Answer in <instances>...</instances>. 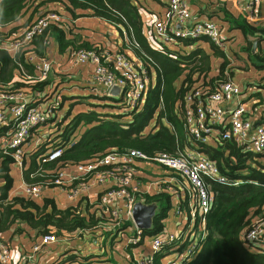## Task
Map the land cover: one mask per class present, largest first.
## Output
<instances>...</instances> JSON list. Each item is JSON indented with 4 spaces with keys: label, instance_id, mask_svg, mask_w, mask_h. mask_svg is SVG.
<instances>
[{
    "label": "trees",
    "instance_id": "1",
    "mask_svg": "<svg viewBox=\"0 0 264 264\" xmlns=\"http://www.w3.org/2000/svg\"><path fill=\"white\" fill-rule=\"evenodd\" d=\"M139 6L140 0H0V46L8 37L15 36L30 26L37 17L50 11L62 16L68 14L72 18L82 15L94 16L115 24L121 34H128V46L140 60L139 64L143 66L148 81L141 107L129 113L132 114L129 122L120 121V116L125 114L103 115L89 107L79 110L54 139L63 146L59 158L38 163L36 158L46 150L41 148L29 159L28 166L23 168L27 185L37 184L54 189L52 180L58 169L90 162L114 150L137 149L148 156L162 152L174 154L177 150H184V147L193 143L183 121L187 94L195 88L213 91L218 83L234 79L236 67H231V61L223 48L207 38L205 40L210 42L214 54L223 57L219 74L216 76H210L211 56L201 47L191 50L188 54H179L178 50L172 52L165 46L154 48L143 32ZM239 26L245 34L249 33V24ZM69 34L70 32L67 34L62 27L52 25L43 34L35 37L30 45L34 44L32 50L44 56V41L49 40L47 36H51L61 52L66 48L101 52L98 45L86 40L78 42L75 35L69 39ZM196 40L198 41L184 38L182 43L194 44ZM28 50L29 48L24 49L11 56L0 47V92L21 91L29 96L28 99H33L52 88L51 77L39 83H30L18 78L19 73L16 72L18 70L21 74L20 66L27 73H32V68L25 60ZM247 50L256 60L253 64L259 70H264V50L255 55L251 53L250 45ZM258 87L264 88V83L258 84ZM86 96L89 95L83 97ZM98 98L118 100L120 103L122 101L120 97L108 95H100ZM152 119L154 123L145 131ZM81 124L85 125V128L76 136V130ZM10 125L0 126V140ZM202 147L218 162L223 172L240 181V184H213L216 195L212 210L206 217L208 234L200 241L195 255L181 264H264V247L245 240L246 232L264 214V155L253 154L246 147L238 146L229 140L218 142V147L212 144H204ZM13 162L12 150L0 144V232L13 228L15 233H20L24 227H29L35 235L53 234L61 238L79 231L94 232L97 226L101 225V214L94 211L90 204L83 205L78 202L76 205L59 209L49 196H44L41 203L24 195L8 198V191L13 184L10 175V165ZM241 170L245 173L238 172ZM143 198L147 204L156 203L157 211L152 227L142 230V235L162 232L163 220L171 208V195L161 191L145 195ZM114 232L110 231V234L103 236L110 243L117 242L119 235ZM137 245L139 243H127L124 247L130 249ZM162 253L154 256V264H163L162 258L165 255ZM84 258L83 264L87 263L89 256ZM72 259L74 261V256L70 255L52 264L72 263Z\"/></svg>",
    "mask_w": 264,
    "mask_h": 264
},
{
    "label": "built area",
    "instance_id": "2",
    "mask_svg": "<svg viewBox=\"0 0 264 264\" xmlns=\"http://www.w3.org/2000/svg\"><path fill=\"white\" fill-rule=\"evenodd\" d=\"M249 7H258L264 0H245ZM167 18L154 17V38L164 45L182 46L184 38H207L216 46L226 49L221 27L212 20H198L191 28L178 29L192 20L189 6L184 0H168ZM64 17L50 11L37 17L30 26L19 31L15 36L8 37L0 46L9 54L29 48L25 54L26 63L32 68L29 74L22 66L20 79L30 83H39L48 79L54 67V61L41 56L30 43L35 37L44 33L52 26L63 24ZM46 41H44V44ZM183 48V46H182ZM187 49L194 50V44H188ZM72 65L92 64L93 83L101 87L100 95H108L113 86L119 87L115 98L122 100L120 107L123 114L141 107V101L148 88L143 66L135 65L124 52L102 50L75 49L68 51ZM245 85L236 80L218 83L213 91L195 88L186 96V113L184 126L193 143L184 150L174 154L157 153L148 156L137 149L114 150L87 163H76L58 169L52 180L55 188L66 200L90 204L96 208L102 217V228L115 231L119 236L130 238L128 244L148 242V254L134 258V264H154V256L169 250L177 249V253L186 251L190 244L193 248L184 260L192 258L197 252L199 243L208 234L206 217L212 210L216 192L213 184L239 185L240 181L223 172L218 162L205 152L202 145L220 141H233L238 146H244L253 154L264 155V123L252 119L251 108L245 101L247 91ZM28 96L23 92H0V126L10 125L9 130L1 138L0 144L12 150L14 163L23 166L27 149H36L37 143H32V131L47 125L48 120L55 117L56 103L30 104ZM131 109V110H130ZM33 139V138H32ZM63 146L57 144L47 148L37 157V162L52 161L62 154ZM152 171V179L143 181L138 178L141 172ZM229 171V170H227ZM93 186L102 187L95 201L90 199L89 191ZM155 188V190H154ZM44 186L25 184L23 190L26 197L39 199L44 194ZM166 191L176 203L174 213L180 210L178 202L187 195L190 199V220L182 229L179 239L176 233L164 230L153 235H142V229L137 228L133 221L132 209L136 202L145 203L144 196L152 192ZM182 193H186L181 197ZM74 203L73 205H76ZM192 226H194L192 228ZM53 234L41 235L31 244L18 264H39L37 254L43 248L57 241ZM245 240L251 244L264 247V214L260 216L246 232ZM168 246V247H166ZM167 251V252H169ZM167 252L164 254L166 255ZM169 252V253H170ZM10 260V245L0 232V264H8ZM177 259L169 264L176 263Z\"/></svg>",
    "mask_w": 264,
    "mask_h": 264
},
{
    "label": "crops",
    "instance_id": "3",
    "mask_svg": "<svg viewBox=\"0 0 264 264\" xmlns=\"http://www.w3.org/2000/svg\"><path fill=\"white\" fill-rule=\"evenodd\" d=\"M187 2L190 12L192 14V20L183 23L181 25H176L178 29H186L191 28L196 21L198 20H212L216 22L222 29L223 37L226 43H228V47L223 49L227 57L230 54V50L234 49L238 54L239 58L243 56V59H246L244 54L249 55V51L247 47L251 46V53L253 55L259 53L261 50H264V2L260 4L258 7H249L246 5L245 0H184ZM141 6H139L141 18L143 21V32L145 36L149 39L151 45L154 48H160L161 46H165L172 52L179 51V54H188L191 50L187 49L188 45L182 44V46H177L174 44L164 45L159 43L154 38L153 33V19L154 17L166 19L167 10H168V0H140ZM64 16L65 29H63L68 35V38H72L74 35L80 41H89L93 45H98L102 50L106 51H118L122 50L124 53L128 52L129 56L133 59L135 64L140 63V60L134 56L129 48V40L128 34L125 32L121 34L118 31V28L115 24L108 22L104 19L82 15L77 18H72L68 14ZM224 15V16H223ZM218 17V18H213ZM250 25L249 33L245 34L239 25ZM1 28V27H0ZM9 28V26H8ZM6 29V28H4ZM249 36L257 39V48L256 52H252L253 42L249 40ZM49 40L46 41V47L44 50V56L50 58V60L54 61V67L49 73L50 77L53 76V83L51 85L52 88H56V91L62 94L66 87H70L73 90L79 91V93H84L83 95H87V93L91 92L94 95L97 92V88H101L100 86L93 83L92 80V64L86 65H72L69 61L68 51L69 48H66L64 51H59L58 44L55 39L51 36H47ZM196 48H203L210 56L212 62L213 69V61L212 55L214 54L210 42L204 39L196 40L193 42ZM34 49V44H33ZM194 49V50H195ZM37 52V51H36ZM125 53L126 56H128ZM17 54V53H16ZM16 54L11 56H15ZM252 58V56L249 55ZM221 58V57H220ZM222 58L218 59L216 62V67L210 72V76H216L219 74V68L222 63ZM251 60V59H250ZM252 63V62H251ZM240 62L237 61V68H235L234 79L242 85H245V90L247 91L245 101H248L251 108V117L252 119L256 118L257 123H264V88L258 87V84L254 83L258 77L264 76V71L256 70L255 68L248 67L251 74L255 76L252 78H256L254 80L247 79L244 75L243 66L239 65ZM253 64V63H252ZM258 64V63H257ZM255 65V64H254ZM242 67V68H241ZM243 70V71H242ZM240 71V72H239ZM18 78L22 77V73L17 70L16 74H18ZM65 80H67L65 82ZM180 81V80H179ZM177 81V84L179 83ZM253 86H249L252 85ZM101 90V89H100ZM99 90V91H100ZM81 96V95H80ZM29 97V96H28ZM30 99V102L31 98ZM39 98H35L38 100ZM52 101V100H50ZM46 101L45 103H48ZM44 104V103H40ZM50 120H48L49 122ZM38 130V129H37ZM58 132L54 135L57 136ZM38 144V143H37ZM212 145L218 147L217 143H211ZM27 152H29L27 150ZM31 152V151H30ZM22 167H19L14 162L10 165V175L13 178V184L11 189L8 191V198H11L16 195H24V186L26 184L24 176H23V168H26L27 162L29 160L24 159ZM152 175H155L152 171H143L138 178L143 181L152 179ZM1 184V180H0ZM102 187L93 186L89 191L90 199L95 201L99 190ZM155 190V188H154ZM153 193H158L157 191H153ZM186 194L182 193L181 197ZM44 196H49L53 199L55 205L59 209H64L69 205H73L74 203H78L79 200L70 202L65 199V197L58 191L56 188H45L44 194L41 198L35 199L36 202L41 203L42 198ZM26 197V196H25ZM176 203L174 200H171V208L168 210L166 218L163 220L164 230H168L170 232L176 233L178 230V226L184 223V227H186L190 220V199L187 195L183 196V199L177 203L180 207V211L178 213H174V207ZM94 211L98 212L94 206H92ZM179 224V225H178ZM103 229V228H102ZM5 241L10 245V260L8 264H18L20 260L23 258L25 253L29 251L31 244L38 240L40 236L35 235V232L29 227H24L22 232L15 233L14 229L11 228L6 232H1ZM93 233H98L100 235H104L106 233L110 234V231H103L101 233L100 226H97V229ZM83 234H87L83 231L76 232L74 234H69L65 237L58 238L56 242L42 249V251L37 254V262L39 264H52L55 261H61L66 259L68 256H74V261L72 259V263L70 264H83V258L88 256L86 253L89 251L96 250L93 242L88 243L87 247L82 251L83 246L77 243V237L82 236ZM89 237L94 238V235L91 234ZM89 237L87 239H89ZM119 241L110 243V249L113 253L112 263L109 264H134V258L141 254H148L149 246L147 241H143L142 244L137 245L135 247H130V249L125 248L127 243L124 242L125 236L117 237ZM74 242L76 244H70ZM97 242L96 239H94ZM79 251V252H78ZM86 251V252H85ZM170 252V251H169ZM167 252V253H169ZM170 254V253H169ZM166 257V255L162 258V260ZM115 260V261H114ZM114 261V262H113ZM93 264V263H92ZM102 264H107L104 261Z\"/></svg>",
    "mask_w": 264,
    "mask_h": 264
},
{
    "label": "rangeland",
    "instance_id": "4",
    "mask_svg": "<svg viewBox=\"0 0 264 264\" xmlns=\"http://www.w3.org/2000/svg\"><path fill=\"white\" fill-rule=\"evenodd\" d=\"M213 18H218V17H213ZM244 55L246 56V59H243L242 58L243 56H241L239 58V54L234 49H231L230 54L228 56L229 60L231 61V67L237 68V61H239L240 64L243 66L245 77L247 79L254 80L256 78H252V77H254L255 75L251 74V71H249L248 67L251 66V68H255L256 70H259L254 64H252L256 60H255V58L249 57L248 54H244ZM221 58L223 59V57H221ZM221 58L215 54L212 55L213 69H215L216 62L218 61V59H221ZM263 71L264 70H262V72ZM49 77H50V75L48 76V78ZM263 77L264 76H262L260 78L258 77V79H256L254 83H256V84L264 83ZM51 78H54V77L51 76ZM66 81L67 80H65V82ZM253 85L254 84L249 85V86H253ZM100 89L101 88L98 87L97 92ZM76 91L71 89L70 87H66V89H64L62 94H60V90L58 92V91H56V88H51L44 95H41L39 97L36 96V97H34L33 100H31L32 104H40V103H45L46 101L52 100V101H50V103H56L57 108L55 109V116H54L55 118L54 119L50 120L47 123V125L39 127V129L37 131H35V130L32 131L33 133H32V137H31V142L32 143L39 142V138L41 139V141L35 146L36 149L34 151H32L31 148L27 149L29 152H27L25 155L26 160H29L32 157V155L37 150H39L41 148L47 149L51 146L57 145L58 142L57 141L55 142L54 139L56 136H54V135L57 132L59 135L62 132V130L64 129V127L67 125V123L70 121V119L75 114H77V112H79V110L81 111V110H84L86 107H89L90 109H95V110L100 111L103 115H107L106 113L123 115V109L119 106L120 101H118V100L116 101V100L109 99V98H103V100H102V99L98 98V97H100V94L96 93L94 95L91 92L87 93V95H89V96L83 97L84 95L82 96V94H84V93H81V92L79 93V91L78 92H76ZM101 91L102 90H100V92ZM91 95H93V96H91ZM77 96H80V97L78 98ZM35 98H39V99L35 100ZM86 102L90 103V105L87 104ZM98 105H101V106H98ZM129 113H131V112H129ZM129 113H126L125 115L120 116V121L121 122H125V121L129 122L131 120V116H132V114L130 115ZM153 123H154V119H152V121L149 123V125H147L145 127V131H148ZM84 128H85V125L81 124L76 130V136H78L83 131ZM36 161H37V158H36ZM28 163L29 162H27V166H28ZM238 172H243V170L238 171ZM243 173H245V172H243ZM187 221L188 220H186V222H184V223H187ZM184 223L181 225L178 224L179 226L177 228L178 230L176 231V239H179L180 234L182 232V229L184 228ZM193 227L194 226H192V228ZM100 229H101V233L103 231H107L105 226L102 229V226L100 225ZM128 232H131V228H128ZM128 232H127V235L125 236V239H124L125 243H127L129 238H130V235ZM85 233H87V234H83L82 236L77 237L78 238L77 243L81 244L83 246L82 251L87 247L88 243L90 244L91 242H93V244L96 248V250H94L93 252L89 251L90 249L87 250L88 253H86V255L89 256V259H88L87 263H85V264H92V263L93 264H102L104 261H106L107 264L112 263L111 261L113 258V253L110 249V242L103 235H100L98 233H93V232H85ZM91 234L94 235V238H92V239H91V237H89V235H91ZM88 237H89V239H87ZM94 239H96L97 242H95ZM71 243L76 244V243L70 241V244ZM192 248H193V245L189 244L186 247V251H181L180 253H177V249H175V250H173V252L171 251L170 254L169 253L166 254V257L162 260V263L163 264H169V263H171L177 259L176 263L181 264L182 259L189 255L190 250ZM167 251H169V250H167ZM167 251L164 250L162 254L164 255ZM84 259L85 258H83V260ZM84 262H85V260H84ZM64 264H70V263L64 262Z\"/></svg>",
    "mask_w": 264,
    "mask_h": 264
},
{
    "label": "water",
    "instance_id": "5",
    "mask_svg": "<svg viewBox=\"0 0 264 264\" xmlns=\"http://www.w3.org/2000/svg\"><path fill=\"white\" fill-rule=\"evenodd\" d=\"M249 40L253 42L252 52H256L257 48V39L254 37L249 36ZM119 93V87L113 86L109 90V94L112 96H117ZM157 211V204L156 203H143V202H136L132 209V217L135 225L139 229H150L152 227V221Z\"/></svg>",
    "mask_w": 264,
    "mask_h": 264
}]
</instances>
